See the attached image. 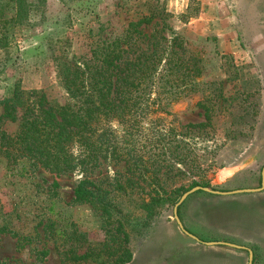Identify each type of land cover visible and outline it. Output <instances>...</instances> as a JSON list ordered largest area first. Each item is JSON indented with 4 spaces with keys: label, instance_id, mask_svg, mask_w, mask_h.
<instances>
[{
    "label": "rangeland",
    "instance_id": "obj_1",
    "mask_svg": "<svg viewBox=\"0 0 264 264\" xmlns=\"http://www.w3.org/2000/svg\"><path fill=\"white\" fill-rule=\"evenodd\" d=\"M208 2L197 22L202 0H0V60L7 58L0 101L19 84L25 93L64 102L59 79L64 64L101 58L130 23L148 19L137 26L140 34L129 40L132 47L122 58L163 56L182 65L167 72L149 95L167 113L136 105L141 117L132 154L150 163L155 141L164 139L153 122L163 131L183 132L184 125L205 121L202 105L212 117L205 129L178 137L193 152L184 163L159 170L165 200L151 217L145 207L154 186L138 182L127 192L113 189L115 180L124 185L129 177L123 160H107L88 175L114 190L111 219L74 201L80 173L56 176L39 169L18 177L0 163V263L61 264L72 252L92 254L77 264H113L122 243L131 253L126 264H247L246 251L198 243L171 219L175 203L193 183L219 191L255 189L264 166V0ZM123 126L112 123L118 140ZM3 128L12 134L16 124L6 121ZM178 210L185 229L202 242L248 247L253 264H264V189L227 196L198 191Z\"/></svg>",
    "mask_w": 264,
    "mask_h": 264
},
{
    "label": "trees",
    "instance_id": "obj_2",
    "mask_svg": "<svg viewBox=\"0 0 264 264\" xmlns=\"http://www.w3.org/2000/svg\"><path fill=\"white\" fill-rule=\"evenodd\" d=\"M148 21L141 19L136 24L130 23L122 33L123 39L112 43L111 51L101 58L94 55L93 59L77 65L64 64L59 75L66 94L64 102L49 100L43 93H25L19 84L11 89L8 96L0 101V163L4 164L6 173L18 177H31L39 169L56 176L80 173L82 178L73 189L74 201L88 204L107 219L116 216L114 190L127 192L133 189L134 184L145 183L154 186L152 191L155 192L149 196V204L145 207L147 215L157 214V208L165 200L164 193H160L163 189L159 170L184 163L193 150L178 137L189 136L192 130L205 129L211 125L212 117L208 107L202 105L205 121L186 124L182 127L183 132L170 127L163 131L153 122V129L164 139L155 141L150 163L144 165L140 156L132 154L130 144L134 132H137L140 116L136 105H145L141 111L167 113L165 107L157 103L158 99L151 100L149 95L160 88L161 79L167 72L174 73L173 70L182 65L163 56L134 61L122 58V53L132 47L129 40L134 34H140L137 26ZM2 46L0 40V48ZM6 62L7 58L0 60V73ZM6 121L16 124L14 133L9 134L3 128ZM113 121L125 125L121 129V140L116 135L118 130L112 127ZM107 160H123L129 173L124 185L118 179L114 181L113 191L106 189L103 181L88 176ZM148 167L152 170L149 171ZM166 176L164 180L169 179ZM193 186H198V183H193ZM208 186V183L202 184V187ZM53 187L57 188L58 183L54 182ZM121 234L125 244L127 235L123 231ZM117 252L120 254L113 264L131 261V253L122 243ZM38 255L45 253L38 252ZM90 256L91 253L76 255L68 252L61 264H67L66 261L77 264Z\"/></svg>",
    "mask_w": 264,
    "mask_h": 264
},
{
    "label": "water",
    "instance_id": "obj_3",
    "mask_svg": "<svg viewBox=\"0 0 264 264\" xmlns=\"http://www.w3.org/2000/svg\"><path fill=\"white\" fill-rule=\"evenodd\" d=\"M264 189V166L261 170V177H260V186L255 189H238L233 191H219L216 189H213L211 187H202V186H195L189 189L188 191L184 192L179 200L175 203L173 208V216L171 217L172 220H174L178 226V228L181 230V232L186 235L187 237L195 240L198 243H202L206 246H225L236 250L246 251L248 253V262L247 264H253V251L245 246L237 245L234 243H229L225 241H215V242H202L198 237L188 232L185 227L183 226L179 216H178V209L180 205L193 193H196L198 191H202L208 194L213 195H220V196H227V195H233V194H242V193H255V192H261Z\"/></svg>",
    "mask_w": 264,
    "mask_h": 264
},
{
    "label": "crops",
    "instance_id": "obj_4",
    "mask_svg": "<svg viewBox=\"0 0 264 264\" xmlns=\"http://www.w3.org/2000/svg\"><path fill=\"white\" fill-rule=\"evenodd\" d=\"M236 1H237V0H236ZM208 3H209L208 0H202V5H203V7H202V9H201V14H200V16H199V18L197 19V22H199V21L203 18L202 13H203V11H205V7L207 6ZM209 5H210V4H209ZM237 5H238V3H237ZM224 7H225V4H224ZM228 21H231V19H227V21L225 20V22H228Z\"/></svg>",
    "mask_w": 264,
    "mask_h": 264
}]
</instances>
